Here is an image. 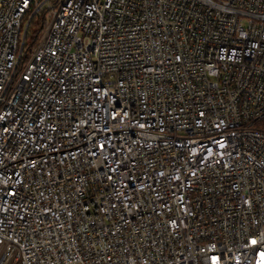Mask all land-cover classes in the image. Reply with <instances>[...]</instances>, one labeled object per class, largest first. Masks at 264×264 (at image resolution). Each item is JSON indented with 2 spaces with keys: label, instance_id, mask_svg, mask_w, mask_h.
<instances>
[{
  "label": "built area",
  "instance_id": "built-area-1",
  "mask_svg": "<svg viewBox=\"0 0 264 264\" xmlns=\"http://www.w3.org/2000/svg\"><path fill=\"white\" fill-rule=\"evenodd\" d=\"M0 264H264V0H0Z\"/></svg>",
  "mask_w": 264,
  "mask_h": 264
},
{
  "label": "trees",
  "instance_id": "trees-1",
  "mask_svg": "<svg viewBox=\"0 0 264 264\" xmlns=\"http://www.w3.org/2000/svg\"><path fill=\"white\" fill-rule=\"evenodd\" d=\"M43 32V18L33 19L26 37V49L31 50Z\"/></svg>",
  "mask_w": 264,
  "mask_h": 264
}]
</instances>
